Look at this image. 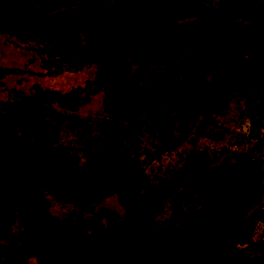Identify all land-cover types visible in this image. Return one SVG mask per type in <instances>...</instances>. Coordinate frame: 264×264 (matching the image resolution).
<instances>
[{"label": "rangeland", "instance_id": "obj_1", "mask_svg": "<svg viewBox=\"0 0 264 264\" xmlns=\"http://www.w3.org/2000/svg\"><path fill=\"white\" fill-rule=\"evenodd\" d=\"M111 1L116 4L119 26L128 29L131 37L114 127L110 106L104 103L110 100L108 84L113 76L105 69L91 62L49 74L41 61L44 54H37L31 43L0 36V68L8 70L0 72V136L61 147L78 168L108 167L96 176L49 183L70 191L66 195L70 200L42 187L34 190L38 177L26 161L19 162L12 154L0 157V199L5 170L11 168L18 176V202L3 249L7 257L21 255L25 264H39L42 250L45 264H50L59 254L64 245L61 228L46 223L42 248L40 201L48 217L64 222L89 218L102 226L114 220L125 232L131 213L120 193H127L130 177L125 167L118 166L128 163L138 178L141 200L158 192L164 196L147 223L153 255H166L187 242L227 241L243 233L246 239L237 244L228 264H264V56L256 73L233 76L232 82L241 80L240 89L229 85L224 104L211 114L198 105L191 112L182 104L187 84L178 79L165 86L164 97L152 99L147 85L150 76L190 61L195 54L189 28L183 27L193 17L182 16L171 0ZM28 2L24 6L21 0H0V10L45 17L77 9V0L60 5L51 0ZM107 2L101 0L97 10H86L82 23L78 20L84 47L90 38L97 41L101 36L100 12ZM39 7L42 13L35 10ZM92 50L91 45L88 52ZM103 60L110 62L107 55ZM42 90L58 94L43 97ZM240 162H250L259 175L255 196L251 199L245 193L249 198L241 203L227 193L238 188L236 182L239 186L252 182ZM0 264L10 261L0 260ZM173 264H220V256L208 247L195 258H176Z\"/></svg>", "mask_w": 264, "mask_h": 264}, {"label": "trees", "instance_id": "obj_2", "mask_svg": "<svg viewBox=\"0 0 264 264\" xmlns=\"http://www.w3.org/2000/svg\"><path fill=\"white\" fill-rule=\"evenodd\" d=\"M65 1L51 0V3L60 5ZM100 1L77 0L76 10L69 13L57 11L45 17L11 15L0 10V36L20 43H31L37 54L41 57L44 54L41 61L44 62L43 67L49 74L75 70L91 62L105 69L113 76V81L108 84L110 100H104V103L110 106L113 119L111 127H114L119 111L121 89L125 84V60L129 53L131 37L128 29L118 24L116 4L108 0L100 12L103 18L101 36L97 41L90 38V44L86 47L82 45L83 39L80 40L78 36L79 24L85 17V11L97 10ZM171 1L182 16L193 17L183 27L189 28L188 37L192 40V49L196 52L190 61L180 64L177 62L168 69L154 72L148 79V94L152 99L160 100L166 94L165 86L178 79L187 84V97L182 104L191 112H194L198 105L206 115L211 114L224 104L229 85L240 89L238 81L241 80L236 79V82H232L233 76L242 78L256 73V68L263 59L264 0ZM21 2L24 6L30 5L28 0ZM35 10L42 13V7ZM198 34L199 41L196 38ZM91 45L94 50L88 52ZM104 55L110 59L108 64L103 60ZM0 72L6 73L8 70L0 68ZM57 94L55 91L42 90L43 97L50 98ZM9 154L16 157L19 162L26 161L32 167L33 173L38 177L34 183V190L42 187L63 199L71 200L66 196L70 191L62 186L50 187V182H60L63 178L81 179L96 176L108 169L94 165L87 169L78 168L72 164L70 156L61 147L45 143H25L21 137L10 140L0 136V157ZM240 163L247 167V171L245 169L244 171L249 174L252 182L240 186L236 182L238 188L227 190V193H233V198L239 203L249 198L245 193L251 194V199L255 196L259 178L250 162ZM118 167H125L130 177L127 193H120L131 213L125 232L119 230L122 224L114 220L102 226L89 218L64 222L48 217L44 211L45 205L40 201L38 218L42 226L43 250L45 243L42 233L45 223L54 228H61L64 242L58 249L59 254L54 256L50 264L103 262L106 264L110 261L117 264H173L176 258H195L208 247H212L220 256V264H228L229 258L238 250L237 244L246 239L242 238L243 233H239L231 240L187 242L171 248L166 255H153L147 223L164 196L158 192L148 200H141L137 194L138 178L131 166L123 163ZM4 176L5 184L0 199V260L9 259L10 264H25L21 255L9 258L8 253L3 250L4 243L10 235L9 227L18 202L17 174L8 168ZM207 193H211L210 190ZM86 228L88 232L84 233ZM63 248H66V251L61 252ZM39 264H45L42 250L39 254Z\"/></svg>", "mask_w": 264, "mask_h": 264}]
</instances>
